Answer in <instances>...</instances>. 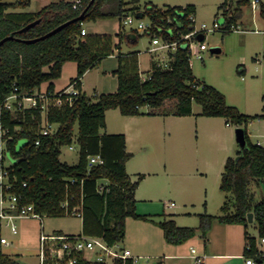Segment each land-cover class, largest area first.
Here are the masks:
<instances>
[{"label":"trees","instance_id":"trees-1","mask_svg":"<svg viewBox=\"0 0 264 264\" xmlns=\"http://www.w3.org/2000/svg\"><path fill=\"white\" fill-rule=\"evenodd\" d=\"M91 1L83 0L81 7L74 8L72 0H58L38 12L9 11L29 6L31 0L0 2V41L12 35L15 37L0 48V128L4 132L1 140L5 143L3 152H10L15 160L7 167L10 181L14 183L13 191L24 196L25 204H33L37 212L47 217L66 216L61 207L65 200H69L70 207L81 204L82 232L102 237L109 245L125 239L128 218L153 222L163 231L166 242L173 245L184 244L199 230L206 246L207 234L214 220L247 228L248 214L253 213L258 236L264 238V197L255 202L250 191L253 184H264V146L252 142L247 132L249 120L264 118V115L242 113L228 104L221 91L194 76L191 55L188 49L182 47V37L195 28L191 17L196 16V6H146L142 13L150 19L149 36L155 34L164 41L178 42L179 45L174 52H169L167 68H161L156 61H152L147 78L143 79L138 68V52L127 55L120 52L123 29L120 28L116 34L119 43H114L110 34L82 35L83 22L108 16L101 11L108 0H94L88 8ZM139 2L129 1L133 11L139 9ZM123 4L121 1L120 6ZM247 4L249 0H238L236 4L225 0L219 6L225 19V27L220 29L223 33L232 31L230 26L236 25L242 6ZM85 10L83 20L70 22ZM138 12L141 11L134 15ZM119 14L122 27L124 10ZM260 15L264 18L263 3ZM37 19H40L37 25L20 32ZM67 22L70 23L65 28L45 40L34 43L17 40L42 37ZM157 27L164 28V31L159 32ZM168 29H171V34L166 31ZM203 37L204 42L206 36ZM116 51L119 64L113 74L117 77V90L89 97L82 90V77ZM68 61L77 65L76 76L71 78L69 86L76 83L79 92L74 96L62 94L65 89L56 92V96L62 94L61 103L51 105L47 112L48 122L57 125L54 133L41 134L40 108L14 112L2 108L5 97L15 88L20 95L31 94V90L48 82L47 90L55 92L53 81L61 77L63 65ZM46 67L48 70L44 71ZM168 101L173 102L170 109L164 108ZM194 103L201 106L200 116L222 117L227 120L226 123L244 128L247 141L245 150L238 151L237 157L227 158L221 174L220 190L231 193L232 202L223 205L220 216L201 215L197 229L178 226L173 218L164 215L162 220L154 221L149 215L138 214L135 192L144 175L132 181L127 172L126 164L132 153L127 151L124 133H101L106 128V113L109 110L117 109L123 116H132L143 114L140 109L148 106L153 109L148 114L190 116ZM21 139H27V142L17 149ZM38 139L39 145L36 144ZM73 143L79 146V158L70 165L62 162L60 156L62 147L72 146ZM97 155L102 157L103 164H91L90 159ZM103 179L108 181L106 185L101 183ZM244 255L264 260V255L261 256L257 248L256 237L250 236L247 231ZM0 264L26 263L0 250ZM115 264L136 263L129 258L125 261L119 259Z\"/></svg>","mask_w":264,"mask_h":264},{"label":"rangeland","instance_id":"rangeland-1","mask_svg":"<svg viewBox=\"0 0 264 264\" xmlns=\"http://www.w3.org/2000/svg\"><path fill=\"white\" fill-rule=\"evenodd\" d=\"M20 0H0L4 3H17ZM57 0H32L29 6L10 9L14 12H38L45 5ZM124 16L134 15L138 10L144 12L146 6H196L195 22L197 29L205 23L209 30L205 33L204 43L207 50L202 52V59L196 56L191 57V66L197 79L215 87L221 91L227 99L228 104L237 107L242 113L255 116L264 115V18L260 15L259 3L255 10L249 3L242 6L241 16L236 24L237 29L229 33H223L220 29H212L213 22L219 19L224 20L223 11L219 6L225 0H140L138 10L132 9L130 0H108L104 11L110 14L106 18H99L96 21L83 22L84 28L88 33L100 30L101 32L115 35L118 32L120 23V2ZM234 4L238 0H228ZM264 4V0H261ZM105 3V4H106ZM145 24H150L148 16L143 18ZM134 25H128L125 29ZM162 32V28H158ZM171 34V29L166 30ZM165 31V32H166ZM137 44L132 45V49L141 51V75L146 78L149 69V60L154 53L150 52L151 37L143 30ZM164 40L157 38V45L163 46ZM196 46L200 44L195 41ZM155 45V44H154ZM129 46L124 44L123 51H128ZM211 48H219V54H213ZM159 50V58L168 60V49ZM172 52V51H170ZM116 62L115 58H109L104 62L103 67L110 70ZM48 68H44L47 71ZM76 76V63L68 61L63 67L61 77L56 81L57 88L60 89L69 83L70 78ZM100 93H110L116 91L117 78L112 73L103 75L102 69L95 68L88 76L87 81L90 85V96L95 94L91 88L95 84ZM43 84L42 88H45ZM102 90V91H101ZM60 103H57L59 105ZM172 101L166 102L164 108L170 109ZM201 111L199 104H193L194 116L173 117L166 129V157L172 165L173 172L166 176V179L154 178L153 183L157 187L155 194L151 195L147 202L140 204L147 205V209L154 210L155 213L163 212L165 208L168 217L174 218L178 226L198 228L200 216L208 214L220 216L223 214L222 207L228 202H232L231 193L220 190L221 174L227 158L237 157L240 146L236 139L235 124L226 125V119L222 117L197 116ZM123 115L119 110H110L107 113L108 131L114 132L120 127ZM77 132V126H76ZM247 132L254 143L264 144V119H251L247 124ZM27 142L21 139L17 149ZM179 145L180 150L174 153L170 150L171 146ZM5 149V143L0 141V152ZM60 160L70 165L75 164L79 158V146L77 143L64 146L61 149ZM156 152V151H155ZM138 157V154L137 156ZM4 165L10 166L15 160L10 152L4 153ZM162 177V176H161ZM153 183H150L153 185ZM151 189L146 185L143 191ZM254 195L255 202L264 197V184H253L250 187ZM174 203V207L171 206ZM233 211V209H231ZM18 233L14 235L9 226L3 225L0 229V237L6 238L9 245L0 244V250L13 258L26 264H38V244L41 227H45V233L62 231L66 234H78L82 232V218L75 215L63 217H43V224L35 218H19L16 220ZM141 221L133 218L127 219L128 234L127 239L120 243L123 248H128L136 258L138 264H160L166 254V241L160 230L155 232L154 227L145 226ZM237 225V226H236ZM221 223L214 220L207 234V238L215 241H222L223 232ZM250 236H257L258 230L254 222H248L247 228L240 224H232ZM222 232V233H221ZM227 235V234H226ZM239 235V236H238ZM235 238V243L240 246V234ZM220 239V240H219ZM147 240V241H145ZM242 242L244 238L242 236ZM191 248H195L199 253L204 251L201 232L197 230L196 236L185 244L179 251L182 254H190ZM192 264L193 260H189ZM165 264V263H164Z\"/></svg>","mask_w":264,"mask_h":264},{"label":"built area","instance_id":"built-area-1","mask_svg":"<svg viewBox=\"0 0 264 264\" xmlns=\"http://www.w3.org/2000/svg\"><path fill=\"white\" fill-rule=\"evenodd\" d=\"M83 0H74L73 7H81ZM253 10L257 5L261 3V0H249ZM191 19L195 22V17ZM123 25H134L138 30L145 31L148 35L151 33V24H145L143 18H137L136 15H127L123 19ZM225 27V19L221 22L216 19L213 22L212 29H221ZM161 28V27H157ZM232 31L237 29V26L232 24L230 28ZM164 31V28H162ZM209 30L208 25L203 23L198 29L194 30L182 37V47L188 49L191 57L194 55L198 59H202V52L207 50L206 44L199 40V37L205 35ZM82 35H86L87 31L82 28ZM151 37V36H150ZM153 37H157L153 34ZM195 41H199L200 44L196 46ZM165 44L161 46L169 51L174 52L179 43L164 41ZM157 48H152L150 51H155ZM169 60V59H168ZM168 60H156L157 66L161 68L168 67ZM147 78V77H146ZM143 77V79H146ZM17 88L5 97L2 108L7 111L14 112L15 110H25L30 108H40L42 112V135H50L57 130L56 124H50L47 120V112L51 105H57L61 103L60 96L62 94L77 95L79 90L76 87V83L71 84L62 94L56 96L55 92H49L46 88H35L31 90V94L20 95L17 93ZM229 125V123H227ZM4 134L0 128V141ZM260 142H258L259 144ZM36 144H40V139L36 141ZM4 152H0V229L3 225L10 227L11 232L16 235L18 228L16 220L19 218H35L39 219L43 224V217L46 215L36 211L33 204H25L24 196L13 191L14 183L10 181V173L7 169L8 166L4 165ZM3 161V162H2ZM91 164H103L104 160L100 155L94 156L90 159ZM61 207L64 208L65 215H75L82 217V205L70 207L69 200H65L61 203ZM264 244V238L261 239ZM0 244L9 245V242L4 237H0ZM248 248L249 245H248ZM260 255H264V249H259ZM191 257L193 264H203L205 261V254L199 253L195 248H191ZM245 257V264H257L256 258ZM133 259L136 263V258L129 249L123 248L119 243L109 245L102 237L89 236L83 232L78 234H66L61 231H53L52 233H45V227H41L38 244V264H115L119 259L125 261L126 259ZM264 263V260H261Z\"/></svg>","mask_w":264,"mask_h":264},{"label":"crops","instance_id":"crops-1","mask_svg":"<svg viewBox=\"0 0 264 264\" xmlns=\"http://www.w3.org/2000/svg\"><path fill=\"white\" fill-rule=\"evenodd\" d=\"M73 1L74 0H72V2ZM52 2H56V1H52ZM123 3H124V1H123ZM249 3H250V1H249ZM107 4L108 3H106L102 6V8H101L102 13L107 14L108 16L110 14L113 15V13H109L107 11H104V7L107 6ZM261 4H262V2H261ZM122 10H123V8L120 6V11H122ZM108 16H104V17H100V18H106ZM94 21H96V20H94ZM237 23H238V20H237L236 24ZM82 27L84 28V26H82ZM125 27H126L125 25L120 27V23H119L118 32L120 31V28H121V29H123V33H124L123 39L120 43L121 44L120 52L124 55L125 54L127 55V54L132 53V52H138V68H139V71L141 73V71H142L141 70V51L132 49L131 47H132V45H135L138 43L142 34L134 26H131L128 29H125ZM118 32L116 34H118ZM87 34H89L88 31H87ZM90 34H108V33L101 32L100 30H95V32H92ZM116 34L112 35L114 37V43H119V38L116 37ZM157 38H159V37H151L150 43H151L152 47L150 49L157 48V47H158V49L155 51H150L151 53H154V54H153V56H151V58L149 60V69H148L147 73L149 72V70L151 68V62L161 59V58H159L158 51L163 50V48L161 46L159 47V45H157ZM124 44H127L130 47V48L128 47L129 48L128 51H123ZM167 51H168V54H166V55L168 56V59H169V52L170 51L169 50H167ZM109 58H115L116 62H114L115 64L110 70H106V69H104L103 64ZM118 64H119V62H118L117 51H116L114 55H111V56L103 59L100 62V64H98L94 68L88 70L84 74V76L81 79L82 90L89 97H91L89 94L91 84L88 83L87 78L92 73V71L95 68H100V69H102L103 75L106 76L107 74L112 73L113 76H116L113 74V72L117 69ZM64 65H63V67H64ZM62 73H63V68H62ZM76 73H77V65H76ZM99 79H100L99 84H95L94 87L91 88L95 95L100 92L98 86H101L102 77H99ZM57 80L58 79L53 81L54 86H55L54 89L56 92L63 90V89H67L69 84H70L71 78L69 80V83L60 89L57 88V84H56ZM43 84H46V87H47L48 82H45ZM43 84H42V86H43ZM117 88H118V82H117L116 90H117ZM102 93H100V94H102ZM110 93H112V92H110ZM140 110L143 113L141 115L123 116L124 119H122V121L120 122V125H119L120 128L114 132L108 131V122H107L108 111H107V113H106V128L102 129L101 133L103 134L106 132V133H124L125 134L127 151L132 153V158L126 164L127 172L130 175L132 181H136L140 175H144V178L141 180V182H140V184H139V186L135 192L136 211L138 214H141V215H149L150 218L153 219L154 221H160L164 218V216L167 218H171V217H168L169 214L166 213L165 208H163V212L155 213L154 210H150V208L147 209V207H146L147 205L140 204V202H144V201L147 202L150 199L149 197L151 195L155 194L157 187L155 186V182L153 183V181H151V180H154V178H161L160 180H164V179H166V176L171 175V173L173 172L172 165L169 164V158L166 157V129H168V124L173 117H185V116H175L173 114H159V113L148 114L150 111L153 110L152 108H150L148 106H143ZM154 111H158V110L155 109ZM199 114L200 113H198L197 116H200ZM190 116H194V113ZM257 119H264V118H257ZM226 125L229 126L227 123H226ZM261 145L264 146L263 143ZM69 147L72 149V146H69ZM178 147H179V145L171 146L170 150L173 151L174 153H177L180 151L178 149ZM137 154H138V157H136ZM101 183L106 185L108 183V181L103 179L101 181ZM150 183H153L154 186H152V184H150ZM146 185H150L151 189H149V190L146 189V191H143V189L146 187ZM171 206L174 207L175 206L174 203H171ZM135 220H137V219H135ZM138 221H141L144 224H146L145 226H148V227L151 226V227L156 228L155 229L156 233L158 232L157 230H160V232L164 238L163 231L157 225H155L153 222L144 221V220H138ZM252 222H254V219ZM221 226H223V227H222V229L219 228V230L223 232L222 241L219 239L220 242L215 241V243H214L211 239L209 240V238H207L206 246H204V243H203L204 251L201 252V253L205 254V261L203 264H245V257H244L245 256L244 255V246L245 245L242 242V236H243L244 243H245V233H244V235H242V231L240 229H237V227H233L236 229H230V228H232L231 227L232 224H222L221 223ZM62 233H64V232H62ZM127 234H128V227H127V222H126V237L124 240L127 239ZM238 234H240V238H241L240 239V241H241L240 246L236 245L235 238H234V236L237 237ZM253 237H256V239H257V248L258 249H264V244L261 242V239L259 238V236L257 235V236H253ZM192 239H190L187 242H185L184 244H180V245H173V244H169L166 242V254L164 255V259L166 260V262L162 261L160 264H164V263L165 264H191L189 261L190 259H192L191 250H190V254H182V252L179 250H180V248L185 246L186 243L190 242ZM145 241H147V240H145ZM126 249H128V248H126ZM256 261H257V264H264V263H261V259H259V258H256ZM193 262H192V264H193ZM136 264H138L137 261H136Z\"/></svg>","mask_w":264,"mask_h":264},{"label":"water","instance_id":"water-1","mask_svg":"<svg viewBox=\"0 0 264 264\" xmlns=\"http://www.w3.org/2000/svg\"><path fill=\"white\" fill-rule=\"evenodd\" d=\"M93 2H94V0L91 1V3H90V5L88 6V8L91 6V4H92ZM88 8H87V9H88ZM87 9H86V10H87ZM86 10H85L84 12H82V14H81L78 18H76V19H74V20H72V21H70V22H75V21L83 20L84 17H85V12H86ZM136 17H137V18H143L144 15H143L142 12H138V13L136 14ZM39 22H40V19H37V20L31 22L30 24H28L27 26H25L20 32H23V31H27V30H29L30 28H32V27H34L35 25H37ZM70 22H67V23H64V24L58 26L57 28H55L54 30L50 31L49 33H47L46 35H44V36H42V37H38V38H35V39H31V40H21V39H17V40H19V41H23V42H25V43H34V42H38V41H41V40H45L46 38H49V37L55 35L56 33L60 32V31H61L63 28H65ZM203 38H204V37H203V35H202V36L199 37V40L202 41ZM13 39H15V37L12 35V36L6 37V38H4L3 40H1V41H0V48H1V46H2L6 41H8V40H13ZM211 52H212L213 54H219V53L221 52V50H220L219 48H211ZM236 139H237V142H238V144H239V146H240V150H241V151H244L245 148H246V146H247V141H246V135H245V129H244V128H242V127H238V128L236 129ZM248 221H249V222H252V221H253V213H249V214H248Z\"/></svg>","mask_w":264,"mask_h":264}]
</instances>
